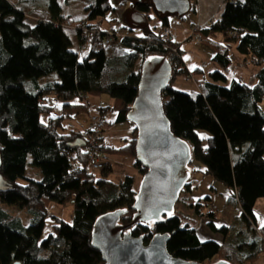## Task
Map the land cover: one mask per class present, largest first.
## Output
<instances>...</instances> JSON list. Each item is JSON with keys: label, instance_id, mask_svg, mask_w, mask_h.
<instances>
[{"label": "trees", "instance_id": "trees-1", "mask_svg": "<svg viewBox=\"0 0 264 264\" xmlns=\"http://www.w3.org/2000/svg\"><path fill=\"white\" fill-rule=\"evenodd\" d=\"M65 1L85 4L91 28H99L98 20L112 9L111 0ZM191 6L195 13V3ZM23 7L46 8L52 20L31 25ZM132 9L145 15L148 23L116 38L128 52L110 57L106 32L101 30L91 32L90 44L80 54L84 39L76 29L79 45L72 49L63 26L70 18L62 15L58 0H0V264H105L92 246L93 226L98 217L120 209L127 212L120 223H132L135 178L126 176L114 183L109 180L111 165L98 176L90 172L88 138L94 129L67 130L63 121L85 112L83 100L88 96L107 95L113 104L99 108L101 115L112 111L117 115L114 123L129 122L142 63L151 56L166 57L172 65L162 102L173 133L190 144L193 161H200L205 173L229 188V201L240 207L241 221L236 231L218 227L214 211H207L208 202L190 201L187 204L197 218L205 217L211 230L224 236L223 242L201 241L195 219L181 215L177 208L159 223L133 225L132 236L147 245L155 235L169 234L167 249L172 256L201 264L215 257L230 264H255L264 253V226L257 228L255 216L256 202L264 198V111L260 108L264 100V0H226L220 19L198 32L214 51L212 60L219 68L200 78L198 89L191 91L175 87L178 77L190 78L191 73L172 52L177 44L160 36L172 16L156 12L151 0L132 2ZM154 19L160 23L158 28L150 25ZM216 34L223 35L224 43L212 40ZM233 47L245 63L259 67L250 84L229 78ZM54 74L57 80L41 83ZM50 95L62 103L61 117H53L54 107L44 102ZM41 115H49V122L43 123ZM199 130L210 133L207 147ZM136 138L134 126L127 144L109 148L103 145L102 133L101 150L133 159L143 176L147 169L135 160ZM29 157L40 168L41 181L25 176ZM190 187L189 180L185 190ZM52 204L72 205L70 219L54 215ZM19 211L31 217L28 226Z\"/></svg>", "mask_w": 264, "mask_h": 264}, {"label": "water", "instance_id": "water-1", "mask_svg": "<svg viewBox=\"0 0 264 264\" xmlns=\"http://www.w3.org/2000/svg\"><path fill=\"white\" fill-rule=\"evenodd\" d=\"M151 2L162 15L182 17L191 11V0ZM130 20L134 28L148 23L146 16L138 11H133ZM172 75V65L166 57L151 56L142 63L138 96L128 120L137 130L135 160L147 171L137 190L132 223H120L127 213L120 209L98 217L93 226L92 246L101 253L105 264H201L172 256L167 249L169 234H157L146 245L129 230L139 222L159 223L172 216L192 176V148L173 133L163 108L162 93ZM214 264L230 263L220 260Z\"/></svg>", "mask_w": 264, "mask_h": 264}, {"label": "crops", "instance_id": "crops-1", "mask_svg": "<svg viewBox=\"0 0 264 264\" xmlns=\"http://www.w3.org/2000/svg\"><path fill=\"white\" fill-rule=\"evenodd\" d=\"M196 5V12L193 13V19L186 18L180 19L178 16H172L170 18V26L175 34V42L183 51V63L185 68L191 73V79L180 76L177 78L175 87L182 91H191L198 89V81L203 76H207L210 72L215 71L219 68L218 64L212 60L214 51L204 44L202 41H197L194 39L195 28L200 27L201 29L209 27L212 22L220 19L222 12L224 10L226 0H191ZM192 7V6H191ZM24 11L29 14V18H33L29 23L34 25L38 20L51 21V15L46 8H30L23 7ZM191 12V11H190ZM189 12V13H190ZM88 16L85 18V20ZM98 24L102 31H107L109 29H115L111 27L108 23H105L104 19H99ZM157 28L160 26L159 21L155 23ZM142 34L141 32L137 33ZM70 37L71 45L74 46V42ZM219 43H224V37L222 34H216L212 39ZM108 56H120L116 53ZM232 65L230 67L229 78L236 79L244 82L245 84L252 83L255 75L259 71V67L248 64L244 62L243 56L238 53L235 47L231 50ZM199 70L198 73H195ZM57 75H51L44 78L41 83L46 84L48 82L57 80ZM79 99H77V102ZM44 102L54 107L53 117H61L64 114L62 105L54 95L45 97ZM83 103L87 105V110L79 114L75 119H69L63 121V127L67 130L77 131V132H87L90 129H94L91 123L90 115H97L106 123V128L103 132V145L109 148H119L129 142L134 134V125L129 122L124 123H114L116 120V113L108 111L104 116L101 115L99 108L101 107H111L113 101L111 97L107 95L103 96H88L83 100ZM56 113L57 115H55ZM43 123H48L50 120L49 115H41L40 117ZM114 161H112V173L109 176V180L114 183L121 182L126 176H133L135 178V189L138 190L142 175L135 168L133 159H127L121 156H115ZM100 175V174H99ZM229 204L230 202H226ZM209 206L207 211H214L215 222L218 227L226 226L236 231L239 229V225H235L234 220L224 221L221 215L220 209L216 206L217 202H208ZM56 207V208H55ZM54 215L65 219L64 208L59 205H55ZM239 207V206H238ZM187 213L182 214L187 218L195 219V227L197 230L198 237L201 241H216L223 242L224 236L218 232L211 230L208 225V221L205 217L197 218L194 208L187 205ZM228 207H225V209ZM181 211V210H180ZM72 212V211H71ZM182 212V211H181ZM25 211H19L17 214L22 218V214ZM72 213H69V215ZM71 216V215H70ZM255 216H256V226L258 229L264 226V198L259 199L255 205ZM219 220L221 223H219ZM236 228V229H235ZM255 264H264V253H261L255 262Z\"/></svg>", "mask_w": 264, "mask_h": 264}, {"label": "rangeland", "instance_id": "rangeland-1", "mask_svg": "<svg viewBox=\"0 0 264 264\" xmlns=\"http://www.w3.org/2000/svg\"><path fill=\"white\" fill-rule=\"evenodd\" d=\"M58 1L62 7V15L64 17L70 18L71 21L78 23L82 20H85V18L88 16L85 10V4H83L82 2L71 1L70 3H67L65 0H58ZM111 4H112V9L104 17L105 23H108L111 27L118 30L125 28L129 31L131 28H134L130 20L131 15L133 13L132 2L129 0H111ZM186 18L193 19V13L192 12L188 13ZM28 19L29 21H31L33 18H28ZM156 22H158L157 19L151 20L150 25L154 27ZM65 32L69 36H71V39L74 42V46H71L72 49L77 50L79 45L77 32L71 29H66ZM135 33L137 34V32ZM106 52L109 55H113L114 53L118 55H123L126 52H128V50L122 47L120 42L115 41L111 46L106 47ZM59 104L62 105L60 101ZM260 108L262 111H264V100L260 103ZM54 114L57 115L56 113ZM198 133L202 139H205L203 145L207 147L208 146L207 139L210 137V133L206 130H199ZM114 160H115L114 157H111L109 165L112 166V161ZM192 168L194 169V171L190 179L191 187L189 191L185 190L182 192L180 196V200L176 205L178 212L182 214L183 213L188 214L186 207L188 205L187 203L190 201L192 202L200 201L202 203L217 202L216 206L220 209V213H221L220 217L222 215L224 221L234 220L235 225L238 224L241 221L240 207H238V205L234 203H229V204L226 203V202H231L229 201L231 196V192L229 188L222 182L215 179L213 176L205 173L204 165L200 161L194 160L192 163ZM95 174L98 176L100 172H96ZM25 176L27 178L34 179L37 181H41L43 178L40 168H38L37 166L31 163V157H29L28 159ZM25 182H26L25 180H19L20 184H24ZM55 205L56 204H52L50 206V210L52 213H54V210L56 208ZM5 206L7 208H16L15 206H9L6 204ZM225 207L228 208L225 209ZM63 210H65L63 211L65 219L69 220L71 217L70 216L71 214L69 215V213H72L71 212L72 205L66 206V209L64 208ZM21 216L24 225L28 226L31 222V217L27 213H23ZM220 221L222 220H219V223H221ZM218 261H219L218 257H215L208 264H214L217 263Z\"/></svg>", "mask_w": 264, "mask_h": 264}, {"label": "built area", "instance_id": "built-area-1", "mask_svg": "<svg viewBox=\"0 0 264 264\" xmlns=\"http://www.w3.org/2000/svg\"><path fill=\"white\" fill-rule=\"evenodd\" d=\"M90 22L86 20H82L78 23H75L71 20H67L63 26L66 29L76 30L80 29L82 33V37L84 39V43L82 48L80 49V54L86 49V47L90 44V35L91 32H98L101 30V28H91ZM201 30L200 27L195 28V34L194 39L197 41H202L201 36L199 35V31ZM102 31V30H101ZM106 32V38H105V46H111L115 41L116 38L119 37H126L129 35V31L125 28L122 29H109ZM161 38L167 42V43H175V34L172 30V27H165L161 33ZM172 52L179 56L183 57V51L180 48V46H176L172 49ZM255 65V64H253ZM190 79V78H189ZM91 123L94 126V133L91 134V136L88 138V154H89V163H88V170L92 173L101 172L103 171L107 166L110 164L111 155L108 153H105L101 150V142L100 138L102 136V133L104 132L106 128V123L103 121L99 116L97 115H91L90 116Z\"/></svg>", "mask_w": 264, "mask_h": 264}]
</instances>
